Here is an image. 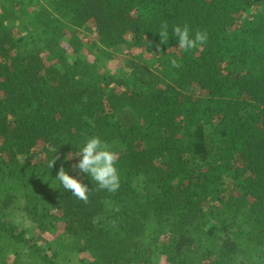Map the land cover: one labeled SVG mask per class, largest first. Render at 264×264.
<instances>
[{
    "label": "trees",
    "instance_id": "obj_1",
    "mask_svg": "<svg viewBox=\"0 0 264 264\" xmlns=\"http://www.w3.org/2000/svg\"><path fill=\"white\" fill-rule=\"evenodd\" d=\"M92 136L115 193L65 159ZM0 264H264V0H0Z\"/></svg>",
    "mask_w": 264,
    "mask_h": 264
},
{
    "label": "clouds",
    "instance_id": "obj_2",
    "mask_svg": "<svg viewBox=\"0 0 264 264\" xmlns=\"http://www.w3.org/2000/svg\"><path fill=\"white\" fill-rule=\"evenodd\" d=\"M172 35L178 39V48L184 52L202 47L208 40L206 30H196L193 32L187 23L174 25ZM159 36L161 43L168 42L169 32L167 23L161 25ZM171 65L173 68L181 66L176 59L171 60ZM73 156H79L80 159L78 163L72 165V168L88 174L92 182L96 184L95 190H103L108 193H115L119 190L121 177L117 168L118 153L106 141L102 140L99 136L89 137L80 148L78 154L71 155L69 153L65 159H71ZM58 159H60L59 155L54 156L48 162V169L54 167ZM55 178L77 200L82 201L84 204L90 203V193L93 191V188L90 189L80 179L70 175L63 166L59 168ZM115 210L119 211V209ZM101 219L102 217L97 215L92 218V222L93 224H99Z\"/></svg>",
    "mask_w": 264,
    "mask_h": 264
},
{
    "label": "rangeland",
    "instance_id": "obj_3",
    "mask_svg": "<svg viewBox=\"0 0 264 264\" xmlns=\"http://www.w3.org/2000/svg\"><path fill=\"white\" fill-rule=\"evenodd\" d=\"M83 33H84V32H82V34H83ZM86 33H87V32H86ZM87 36H88V37H93L94 35H93V33H91V34H88V33H87Z\"/></svg>",
    "mask_w": 264,
    "mask_h": 264
}]
</instances>
